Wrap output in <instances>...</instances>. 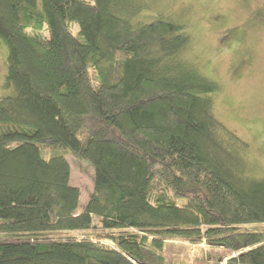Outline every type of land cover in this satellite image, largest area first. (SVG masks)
I'll use <instances>...</instances> for the list:
<instances>
[{
	"label": "trees",
	"instance_id": "trees-1",
	"mask_svg": "<svg viewBox=\"0 0 264 264\" xmlns=\"http://www.w3.org/2000/svg\"><path fill=\"white\" fill-rule=\"evenodd\" d=\"M126 6L0 0L13 89L0 98V264H170V237L206 244L208 263L264 264V178L213 115L218 85L176 59L180 26L132 23ZM68 155L94 170L80 213ZM84 231L112 244L67 235Z\"/></svg>",
	"mask_w": 264,
	"mask_h": 264
},
{
	"label": "rangeland",
	"instance_id": "rangeland-1",
	"mask_svg": "<svg viewBox=\"0 0 264 264\" xmlns=\"http://www.w3.org/2000/svg\"><path fill=\"white\" fill-rule=\"evenodd\" d=\"M120 5H127L129 11L139 10L129 16L132 23L161 18L187 34L188 44L176 59L194 66L218 85V92L211 95L213 115L247 144L241 154L246 174L264 178V0H115V6ZM70 29L83 41L76 24ZM28 34L47 35L45 27L40 32L28 30ZM7 55L8 48L0 39V98L13 95L12 87L5 86ZM82 133L77 134L81 143ZM41 154L44 159L49 157L47 150L42 149ZM66 160L71 169L69 184L79 189L77 210L81 212L92 193L94 170L87 160L74 155ZM67 235L112 244L91 231ZM207 253L215 252L203 243L194 245L176 237L163 242L162 255L170 264H216L218 261H205ZM218 253L221 257L231 254L224 249Z\"/></svg>",
	"mask_w": 264,
	"mask_h": 264
},
{
	"label": "crops",
	"instance_id": "crops-1",
	"mask_svg": "<svg viewBox=\"0 0 264 264\" xmlns=\"http://www.w3.org/2000/svg\"><path fill=\"white\" fill-rule=\"evenodd\" d=\"M77 213H80L78 210L76 211Z\"/></svg>",
	"mask_w": 264,
	"mask_h": 264
}]
</instances>
